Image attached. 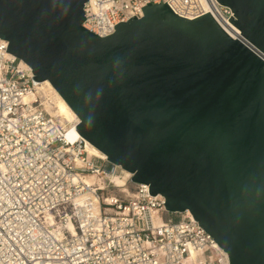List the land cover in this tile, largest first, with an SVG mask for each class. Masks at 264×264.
Here are the masks:
<instances>
[{"label": "water", "instance_id": "obj_1", "mask_svg": "<svg viewBox=\"0 0 264 264\" xmlns=\"http://www.w3.org/2000/svg\"><path fill=\"white\" fill-rule=\"evenodd\" d=\"M89 0H0V39L80 118L66 137L189 210L231 264H264V0H217L241 31L168 3L101 38Z\"/></svg>", "mask_w": 264, "mask_h": 264}, {"label": "built area", "instance_id": "obj_2", "mask_svg": "<svg viewBox=\"0 0 264 264\" xmlns=\"http://www.w3.org/2000/svg\"><path fill=\"white\" fill-rule=\"evenodd\" d=\"M150 3H168L189 20L210 13L233 40L242 34L217 0H89L83 27L111 36ZM8 48L1 40L0 264H231L189 210L169 212L150 186L90 156L84 139L72 144L42 97L25 102L36 92L34 74ZM87 177L97 182L87 185ZM85 195L96 202L78 203Z\"/></svg>", "mask_w": 264, "mask_h": 264}, {"label": "bare ground", "instance_id": "obj_3", "mask_svg": "<svg viewBox=\"0 0 264 264\" xmlns=\"http://www.w3.org/2000/svg\"><path fill=\"white\" fill-rule=\"evenodd\" d=\"M1 41V39H0ZM11 56V55H9ZM28 66L23 61L21 63V67ZM34 97H42L47 108V111L56 118L59 122H61L64 126L67 127L69 133L72 132L79 124L80 118L75 113V111L68 105V103L64 100V98L58 93V91L53 87V85L49 81H43L36 84V92L32 95H29L25 98V102H31ZM78 139H83L81 136ZM87 152L90 156L98 157L99 159L107 160L108 158L88 149ZM128 176L130 173L123 170ZM113 182L122 187L125 184V181L119 176H112ZM84 182L87 185H93L97 182L94 177H87L84 179ZM86 200H91L96 202V198L93 195H85L77 200L78 203H83ZM70 229L73 230V226L70 225Z\"/></svg>", "mask_w": 264, "mask_h": 264}]
</instances>
